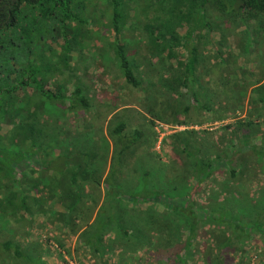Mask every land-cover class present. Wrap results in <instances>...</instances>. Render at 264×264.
Returning a JSON list of instances; mask_svg holds the SVG:
<instances>
[{
  "label": "trees",
  "instance_id": "1",
  "mask_svg": "<svg viewBox=\"0 0 264 264\" xmlns=\"http://www.w3.org/2000/svg\"><path fill=\"white\" fill-rule=\"evenodd\" d=\"M0 264H264V0H0Z\"/></svg>",
  "mask_w": 264,
  "mask_h": 264
},
{
  "label": "rangeland",
  "instance_id": "2",
  "mask_svg": "<svg viewBox=\"0 0 264 264\" xmlns=\"http://www.w3.org/2000/svg\"><path fill=\"white\" fill-rule=\"evenodd\" d=\"M106 31H108V30H106ZM104 58H105V60H103V61L101 60L100 62H101L102 64H104V65H107V64L109 63V61H107V59H106V58H107V55H105ZM113 86H114V85H112V86H110V85L108 86V85H107L106 89H108V90L111 91V90L113 89ZM162 127H163V128H162ZM161 129H163V131H164V132H163L164 134H162V136H165L166 134H171V133H173V131H175V130H172V129H168L167 127L164 128V126H160V127H158V131H161ZM176 129H177L178 131H180L179 128H176ZM213 230H216V228H213ZM213 233H216V232L213 231Z\"/></svg>",
  "mask_w": 264,
  "mask_h": 264
},
{
  "label": "built area",
  "instance_id": "3",
  "mask_svg": "<svg viewBox=\"0 0 264 264\" xmlns=\"http://www.w3.org/2000/svg\"><path fill=\"white\" fill-rule=\"evenodd\" d=\"M179 130H184V128H179Z\"/></svg>",
  "mask_w": 264,
  "mask_h": 264
}]
</instances>
